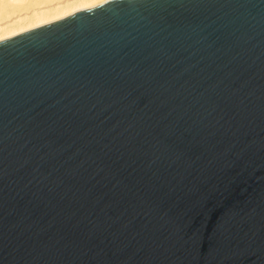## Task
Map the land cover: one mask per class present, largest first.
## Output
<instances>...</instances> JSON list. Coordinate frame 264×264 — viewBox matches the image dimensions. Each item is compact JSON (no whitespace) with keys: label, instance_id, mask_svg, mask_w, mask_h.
Returning a JSON list of instances; mask_svg holds the SVG:
<instances>
[{"label":"water","instance_id":"obj_1","mask_svg":"<svg viewBox=\"0 0 264 264\" xmlns=\"http://www.w3.org/2000/svg\"><path fill=\"white\" fill-rule=\"evenodd\" d=\"M0 264H264V0L0 41Z\"/></svg>","mask_w":264,"mask_h":264},{"label":"bare ground","instance_id":"obj_2","mask_svg":"<svg viewBox=\"0 0 264 264\" xmlns=\"http://www.w3.org/2000/svg\"><path fill=\"white\" fill-rule=\"evenodd\" d=\"M44 1L48 4L40 5V3H38L39 5L30 8V3H25L22 7H9L8 0H0V12L5 11V14H10L7 15L9 19L0 22V41L46 23L59 20L73 12L95 7L110 0Z\"/></svg>","mask_w":264,"mask_h":264},{"label":"rangeland","instance_id":"obj_3","mask_svg":"<svg viewBox=\"0 0 264 264\" xmlns=\"http://www.w3.org/2000/svg\"><path fill=\"white\" fill-rule=\"evenodd\" d=\"M42 1H44V0H32V1H29V0H8V2H9L8 4H9V7H13V6L22 7L23 4H25V3L29 4L30 3L31 4V5L29 4L30 8L33 6L39 5L38 3H40V5L48 4V3H45L46 1H44V2H42ZM52 1H55V0H50L48 2H52ZM9 11H10V9H9ZM4 14H5V11L0 12V22H3L4 20L9 19V17L7 15H10V14H5V15Z\"/></svg>","mask_w":264,"mask_h":264}]
</instances>
